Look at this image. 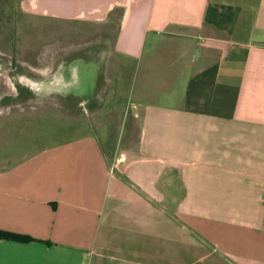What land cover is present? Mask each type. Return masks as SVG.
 <instances>
[{"label":"crops","instance_id":"0c3cea01","mask_svg":"<svg viewBox=\"0 0 264 264\" xmlns=\"http://www.w3.org/2000/svg\"><path fill=\"white\" fill-rule=\"evenodd\" d=\"M21 6L87 32L19 80L87 124L0 161V264H264V0Z\"/></svg>","mask_w":264,"mask_h":264},{"label":"rangeland","instance_id":"374dc122","mask_svg":"<svg viewBox=\"0 0 264 264\" xmlns=\"http://www.w3.org/2000/svg\"><path fill=\"white\" fill-rule=\"evenodd\" d=\"M21 1L0 0V76L5 75L12 86V91L4 92L7 97L0 96V161L21 156L26 153V147L52 143L86 123L84 117L65 115L54 97L36 95V90L21 84L18 77L40 75L38 66L45 67L49 75L55 64L51 54L82 44L87 40V32L73 24L38 20L33 12L24 11ZM113 28L111 25L106 31L108 44ZM39 48L49 57L37 60ZM104 142L108 144L105 137Z\"/></svg>","mask_w":264,"mask_h":264},{"label":"trees","instance_id":"16d2710c","mask_svg":"<svg viewBox=\"0 0 264 264\" xmlns=\"http://www.w3.org/2000/svg\"><path fill=\"white\" fill-rule=\"evenodd\" d=\"M0 238L8 239V240H16V241H21V242H28L32 240V238H30L29 236L14 234V233L2 231V230H0Z\"/></svg>","mask_w":264,"mask_h":264},{"label":"bare ground","instance_id":"6f19581e","mask_svg":"<svg viewBox=\"0 0 264 264\" xmlns=\"http://www.w3.org/2000/svg\"><path fill=\"white\" fill-rule=\"evenodd\" d=\"M23 80L29 82L28 80H25V78H23ZM27 84H28V86L35 89V86L33 84H29V83H27ZM10 91H12L11 83H8L6 81V77L1 74V76H0V94H2L4 92H10Z\"/></svg>","mask_w":264,"mask_h":264},{"label":"flooded vegetation","instance_id":"af4514ba","mask_svg":"<svg viewBox=\"0 0 264 264\" xmlns=\"http://www.w3.org/2000/svg\"><path fill=\"white\" fill-rule=\"evenodd\" d=\"M7 75H8V74H7ZM20 75H21V74H19V77H18L19 79H18V80H20ZM4 76H5V75H4ZM4 94H5V93H2V94H0V96H2V95H4ZM8 94H10V93H8ZM9 96H10V95H9ZM5 97H7V96L4 95V96H2L1 98H5Z\"/></svg>","mask_w":264,"mask_h":264}]
</instances>
